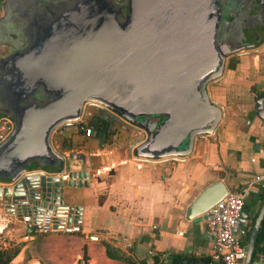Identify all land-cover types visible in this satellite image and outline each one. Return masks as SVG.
Wrapping results in <instances>:
<instances>
[{
    "label": "water",
    "instance_id": "water-1",
    "mask_svg": "<svg viewBox=\"0 0 264 264\" xmlns=\"http://www.w3.org/2000/svg\"><path fill=\"white\" fill-rule=\"evenodd\" d=\"M251 1L257 8L251 15L264 25V0ZM235 5L241 9L240 0ZM215 17L211 0H123L120 12L111 0H79L51 22H37L22 48L0 53V91L6 92L0 99L10 103L0 112L12 121L0 141L2 208L26 209L34 222L49 211L56 221L80 220L82 206L71 199L88 185L91 162L81 152L56 146L54 135L67 123L82 134L88 126L86 136L95 132L98 119L107 127L104 117L86 108L87 101L124 129V139L141 134L130 144L135 156L191 153L197 137L212 134L223 117L206 87L224 72ZM44 27L45 45L39 32ZM254 106L264 120V88L255 94ZM86 117L94 123L88 125ZM228 189L222 179L206 184L186 205L184 217L201 216ZM263 214L264 191L242 264L251 262Z\"/></svg>",
    "mask_w": 264,
    "mask_h": 264
},
{
    "label": "crops",
    "instance_id": "crops-1",
    "mask_svg": "<svg viewBox=\"0 0 264 264\" xmlns=\"http://www.w3.org/2000/svg\"><path fill=\"white\" fill-rule=\"evenodd\" d=\"M260 39L235 51L232 65L212 87L211 97L222 106L223 117L212 134L197 137L191 153L137 157L130 144L141 136L138 132L116 142L99 140L96 133H79L83 141L79 146L68 137L70 145L66 139L63 147L85 154L91 162L88 185L77 188V198L71 199L82 206L80 220L74 221L80 231L32 233L24 227L28 221L20 220L29 211L11 212L0 205V242L18 246L8 264H67L61 256L68 247L71 262L84 248L94 262L89 250L98 245L107 257L104 242L137 257L188 251L207 254L208 264H223L210 257L211 236L201 216L186 219L184 210L203 186L216 179L224 180L229 189L238 185L244 204L233 229L244 237L240 229L246 231L264 187L263 181L253 180L264 174V120L254 106L255 94L264 88V33ZM2 51L5 48L0 47ZM116 236L129 246L119 247ZM70 239L73 242L68 243ZM253 264L262 263L256 259Z\"/></svg>",
    "mask_w": 264,
    "mask_h": 264
},
{
    "label": "flooded vegetation",
    "instance_id": "flooded-vegetation-1",
    "mask_svg": "<svg viewBox=\"0 0 264 264\" xmlns=\"http://www.w3.org/2000/svg\"><path fill=\"white\" fill-rule=\"evenodd\" d=\"M79 0H0V47L5 51L0 52L6 54L11 49L22 48L35 30L36 23L44 20L45 23L52 21L54 16L69 12ZM89 1V0H86ZM239 0H211L216 7L215 25V42L217 50L224 55V69L232 65V49L235 47L237 51L247 47L253 43H258L264 33V25L259 24L261 18L251 15L257 8L253 7L251 0H240L241 9L235 10V4ZM113 6L120 12L122 10L123 0H111ZM46 27V26H45ZM40 29L42 36L41 42H48V30ZM219 77L209 80V92L214 85L217 84ZM42 86V85H41ZM6 95L5 90L0 91ZM4 92V93H3ZM45 94V93H43ZM6 97V96H5ZM89 103V101H87ZM9 99H0V110L10 109ZM93 106L92 104H87ZM86 105V107H87ZM97 114L104 117L102 110H97ZM0 115H4L0 113ZM88 118V119H86ZM88 125H92L94 120L86 117ZM158 119L159 117H153ZM100 119L95 122L98 126L94 133L99 136V140L115 142L116 136L111 133V129L100 127ZM114 130V127L113 129ZM66 139H61L58 144L63 146Z\"/></svg>",
    "mask_w": 264,
    "mask_h": 264
},
{
    "label": "built area",
    "instance_id": "built-area-1",
    "mask_svg": "<svg viewBox=\"0 0 264 264\" xmlns=\"http://www.w3.org/2000/svg\"><path fill=\"white\" fill-rule=\"evenodd\" d=\"M12 128V121L6 115H0V141H2ZM84 133H90V128L86 126ZM56 146L57 143L54 141ZM255 181H263L264 174H256L253 177ZM244 203V191L228 189L226 194L219 200L208 207L202 214L201 218L205 224L208 234L211 236L210 257L216 262L223 264H242L245 255L246 243L242 242V238L238 237L234 232V225L238 222L242 212ZM25 213L20 217L23 222L28 221L24 225L32 233H46L51 230H61L63 232L80 231L78 223L69 221H56L58 218L53 211L42 212L39 220L34 222L32 220V213ZM264 221V214H263ZM56 222V226L54 223ZM25 224V223H24ZM241 233L245 235L243 229ZM114 242L123 249L129 246V242L124 238L116 236ZM257 259L264 264V252L260 253ZM72 264H94V262L82 254H78Z\"/></svg>",
    "mask_w": 264,
    "mask_h": 264
},
{
    "label": "trees",
    "instance_id": "trees-1",
    "mask_svg": "<svg viewBox=\"0 0 264 264\" xmlns=\"http://www.w3.org/2000/svg\"><path fill=\"white\" fill-rule=\"evenodd\" d=\"M63 142H65V140ZM234 188L235 190H238V185ZM263 191H264V187H261V194H260L259 202H260ZM259 202L256 205V210L253 216L247 222L248 225H247L245 235L243 239L241 240L242 242L246 243L247 241L248 233L252 226ZM103 247H104V253L108 257H112V258L121 257L126 261L127 264H208L209 262V256L207 254H194L188 251L187 252L169 251L166 253L165 256H162L160 252H153L151 254V259L149 262L146 260L145 255L140 256L137 261H133L129 257V255L118 254L117 251L114 250V248L110 246L107 242L103 243ZM17 250H18V246L16 245H11V244L2 245L0 242V264H8L10 259L17 252ZM263 252H264V221L262 219L258 227L256 237H255L250 264H253V261L256 260L258 255Z\"/></svg>",
    "mask_w": 264,
    "mask_h": 264
},
{
    "label": "rangeland",
    "instance_id": "rangeland-1",
    "mask_svg": "<svg viewBox=\"0 0 264 264\" xmlns=\"http://www.w3.org/2000/svg\"><path fill=\"white\" fill-rule=\"evenodd\" d=\"M206 87L207 88H209L208 87V83L206 84ZM87 104H91L90 102L89 103H87ZM93 105V104H92ZM87 109H89V111L91 112V113H93L94 115H96L97 114V110L98 109H96V108H94L93 106L91 107V105H87V107H86ZM105 116H104V118H105V122L107 123V126H108V129H111L110 131H111V133L113 134V135H115L116 136V140H115V142L116 141H118V140H120V139H124V137H123V135L125 134L124 133V129L122 128V127H120V126H118V124L117 123H115V122H113V121H111V119H110V116L108 115V114H106V112H105V114H104ZM151 117H159V118H161L162 117V115H159V114H152L151 115ZM86 119H88V118H86ZM114 126H118V127H116V129H114V130H112L113 129V127ZM218 126V125H217ZM115 128V127H114ZM216 129V128H215ZM215 129H214V131H215ZM203 135V134H202ZM200 136V135H199ZM68 137L69 138H71V141L72 142H75V144H76V146H79V145H81L82 144V139H79L78 137H79V132L75 129V126L73 125V123H67V124H64V126H63V128L61 129V131L60 132H58V133H55V135H54V140H55V142H59L61 139H68ZM74 139H77V140H74ZM65 235H67V234H65ZM63 240V239H62ZM71 242H73L71 239L68 241V243H71ZM11 245H13V244H11ZM70 247H68L67 248V250H66V252H65V254H62V258H64V259H62L63 261H64V263H67V264H72L73 262H71V260H72V257H71V253H69V254H67L68 252H69V249ZM91 248H92V250L90 249L89 251H90V253H91V257H95L94 259V264H127L126 263V261L123 259V258H121V257H118V258H112V257H109V258H112L113 260L112 261H107V257H105L104 255H102L101 253H100V251H99V246L98 245H92L91 246ZM117 250V253L118 254H124V255H128V254H125V252L124 251H121V249H116ZM82 253V255H84L85 257L87 256V257H90V255H88V253L89 252H87V250H85V248H84V250L81 252ZM67 254V255H66ZM151 254H152V252H148V253H146V254H144L145 255V258H146V260L149 262L150 261V259H151ZM129 257L133 260V261H137L138 260V258L139 257H137L135 254H130L129 255ZM71 262V263H70Z\"/></svg>",
    "mask_w": 264,
    "mask_h": 264
}]
</instances>
